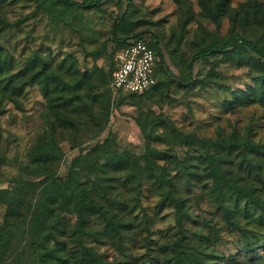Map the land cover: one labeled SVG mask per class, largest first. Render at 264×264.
Returning a JSON list of instances; mask_svg holds the SVG:
<instances>
[{
	"label": "rangeland",
	"instance_id": "rangeland-1",
	"mask_svg": "<svg viewBox=\"0 0 264 264\" xmlns=\"http://www.w3.org/2000/svg\"><path fill=\"white\" fill-rule=\"evenodd\" d=\"M199 1L132 0L127 8L125 0H103L90 10L54 16L39 0H0V189L27 187L20 194L18 214L9 219L11 240L3 264L15 258L23 263L43 258L50 264H71L76 238L71 217L52 228L54 215L49 214L42 227L45 242L35 253L28 237L30 208L39 192L33 183L44 173L64 179L70 172H77L113 219L110 226L98 215H89L85 245L111 264H170L164 252L178 237L175 210L165 199L166 185L157 180L158 171L145 169L141 157L149 149L157 152L153 161L172 178V194L189 207L183 243L191 241L197 247L202 238H209L222 256L240 248L241 234L224 224L206 183L187 178V184L179 163L174 166L173 160L182 161L187 152L194 161L191 144L176 134L214 138L250 131L253 141L264 144V97L252 96L249 101L235 97L250 93L264 68L215 55L193 64L195 84L180 86L170 75L185 78L193 52L231 30L261 44L264 33L260 24L233 20L234 13L251 0H229L228 11L217 21L203 16ZM257 2L264 11V0ZM121 14L132 33L145 30L147 41L156 37L163 55L162 80L139 96L112 97L108 92L104 71L120 50L109 40L110 29ZM43 62L49 67L46 78L39 73ZM44 141L55 146L45 159L39 148ZM256 158L262 163L263 158ZM261 172L262 176L250 175V181L264 198V167ZM137 174L141 175L138 206L134 205ZM227 203L251 245L262 250L264 212L243 196H230ZM4 217L5 206L0 205V225Z\"/></svg>",
	"mask_w": 264,
	"mask_h": 264
},
{
	"label": "trees",
	"instance_id": "trees-1",
	"mask_svg": "<svg viewBox=\"0 0 264 264\" xmlns=\"http://www.w3.org/2000/svg\"><path fill=\"white\" fill-rule=\"evenodd\" d=\"M102 2L103 0H39V5L54 16H64L67 12L73 13L75 10L96 8ZM125 2L126 7L129 8L132 0H125ZM199 2L203 16L213 21H217L223 17L229 8V0H212V2L210 0H200ZM58 9H60L61 13ZM232 17L233 20L237 18L242 25L250 22L260 24L264 33V11L260 8L257 0H251L243 4L240 12H235ZM130 28L124 14L117 16L112 23L110 29L112 37L109 40L117 42L121 50L127 46L131 39H142L156 52L159 58L156 62L154 73L156 84L149 91L142 93L145 94L153 91L159 85L162 80L161 75L166 72L163 55L156 37L153 36L152 41H147L143 37L145 30L132 33ZM215 55L232 57L236 59V64L238 65L242 61H245L248 64H251V62L254 65L261 64L260 67L264 68V44L255 39L248 38L238 31L231 30L224 38L212 39L199 46L193 52L185 66V78H176L171 74L170 79L184 87L195 84V80L192 79L193 64L198 61H205ZM48 68V64L43 62L42 68L39 69V73L46 74L45 78L48 77L47 72H45ZM114 68L115 61L112 58L107 70L104 71L105 77L108 78V84ZM6 70H9V68ZM7 72L4 73L7 74ZM0 76L2 77L3 74L0 73ZM258 77L260 79L256 82L255 87L251 89L250 93L246 95L237 94L235 97L242 101L245 99L249 101L252 96L264 97V72ZM79 84L76 83L75 86H79ZM44 86L47 87V84L45 83ZM108 92L111 94L109 88ZM46 94L45 89L44 95L46 96ZM142 94L128 92L119 93L116 96L125 95L132 97ZM145 120L148 121V119ZM176 135L177 138L184 139L191 144L190 147L194 155V161L200 167L192 161L191 155L188 152L182 161L173 160L174 166L179 163V171L184 174L186 181L187 178L190 181L196 178L197 181L206 183L203 185L209 187L208 190L212 203L220 211L224 224L229 226L232 231L241 234L242 244L238 250H234L237 251L234 254L222 256L216 253L215 242L209 238H202L201 240H204V242L197 247L192 246L193 242L191 241L187 244L183 243L188 232L184 221L188 218L189 207L185 204V200L172 194L174 187L172 178L169 177L164 167L158 166L153 161V158L156 159L158 156L157 152L149 149L145 151L141 159L146 171L148 173H156L158 171L157 180L160 184L166 185L165 199L169 200L175 210V223L178 228V237L166 245L164 255L167 261L170 264H264V246L262 250H259L257 247L251 245V239L247 237L245 230L238 225L234 217L233 207L227 203V198L230 196H234L236 199L243 196L264 212V198H260L255 192V186L250 181V175L254 177H257L259 174L263 175L261 169L264 167V144L253 141L250 137V131L244 135L231 134L227 137L217 135L214 138H200L193 135L181 134L180 132ZM40 147H42L40 153L44 152V159L46 156L50 157V154H53V150H55V146L51 148L50 143L46 141L40 143ZM256 157L263 158L262 163L258 164ZM190 161L192 163H189ZM188 182L186 183L188 184ZM27 185L30 186L31 183H27ZM33 185L39 190L35 197L34 207L32 205L33 209L30 208L32 214L28 229L30 246L33 248L34 253L45 242L47 234L42 231V227L44 226L43 224L49 221V214H51L54 215V220L51 223L52 228H56L59 224L64 223V217H71L74 220L76 238L73 244L75 250L71 264H111L101 254L97 253L94 248L84 244V238L89 233L87 229L89 215H98L110 226H113V219L112 216L107 215V212L90 195L88 187L80 182L77 172H70L64 179H56L53 175L44 173L43 178L33 183ZM134 185L136 189L134 205L138 206L140 205L139 197L141 191L140 174L135 175ZM26 188L0 189V205L5 206L4 221L0 225V264H3V253L11 240V230L8 229L10 225L9 219L12 215L18 214L19 197ZM118 243L121 246L123 245L120 237H118ZM23 262V259L15 258L7 264H50L47 261L45 262L43 258L32 260L29 263Z\"/></svg>",
	"mask_w": 264,
	"mask_h": 264
},
{
	"label": "built area",
	"instance_id": "built-area-1",
	"mask_svg": "<svg viewBox=\"0 0 264 264\" xmlns=\"http://www.w3.org/2000/svg\"><path fill=\"white\" fill-rule=\"evenodd\" d=\"M159 58L142 39H131L115 56V68L108 84L112 96L119 93L142 94L155 84V66Z\"/></svg>",
	"mask_w": 264,
	"mask_h": 264
}]
</instances>
